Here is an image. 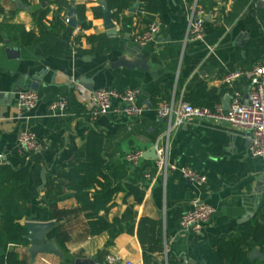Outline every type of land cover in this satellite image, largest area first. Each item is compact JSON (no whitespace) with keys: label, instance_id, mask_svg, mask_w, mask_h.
<instances>
[{"label":"crops","instance_id":"crops-1","mask_svg":"<svg viewBox=\"0 0 264 264\" xmlns=\"http://www.w3.org/2000/svg\"><path fill=\"white\" fill-rule=\"evenodd\" d=\"M66 1L85 7L89 29L81 30L79 22L76 29L66 24L29 47H21L3 36L9 42L8 47L20 50L17 55H7L4 43L0 46V171L7 169L8 176L10 171L28 164L31 155L18 153L16 140L20 130L31 131L42 151L38 154L40 164L27 179L30 222H54V229H59V237L64 240L65 252L54 241L63 258L40 255L32 263L27 242L10 244L9 250L23 264H74L77 259L106 264L107 257L123 263L144 264L137 230L140 219H148L159 225L153 234L159 230L163 256L166 251L179 264H226L216 248L220 237L252 223L264 200L261 176L264 159L249 155L247 134L227 124L189 119L170 135L168 162L177 171L163 180L156 175L155 160L147 157L167 129L166 122L155 112L157 94L176 103H198L203 95L198 89L204 87L205 92L215 91L222 104L230 95L220 96L225 87L224 76L236 69L249 70L260 61L264 54V1L251 6V0H199L205 13L204 40L184 43L185 1L157 0L155 21L161 24V30L144 47L134 42V36L144 29L137 17L140 0H125L127 6L118 21L113 19L116 10L109 8L106 0ZM101 1L112 13V22L116 25L113 37H108L104 30ZM54 3L55 0H0V24L22 28L37 36L36 18L48 11L44 20L48 27L57 9ZM135 4L139 6L132 13L129 10ZM102 35L109 42V50L101 55L91 54L92 46L86 38ZM119 60L127 64L144 61L146 69L116 66ZM97 89L117 93L139 91L135 104L144 109L142 117L133 120L109 114L89 122V100ZM21 91L36 92L41 100L19 118L15 102ZM240 92L244 98L246 87ZM57 97L67 101L61 117L48 111ZM119 104L117 100L112 101L114 107ZM90 131L104 137L103 158L111 178L123 183L136 182L145 192L142 204L133 208L136 233H123L111 244L108 233L89 236L87 221L75 200H64L50 208L53 220H49L45 211L44 183L48 166L69 162ZM131 152L141 153L136 165L125 160V155ZM182 168L204 176L205 185L197 187L186 181L179 172ZM123 199L122 194L115 198L109 221L123 215L132 204L131 199L126 202ZM18 204L22 206L21 201ZM199 204L215 209L212 221L197 235L179 233L181 215ZM25 223L21 222L23 226ZM149 232L145 228L141 232L145 242H152ZM152 258L158 262L155 256ZM233 263L230 258L229 264ZM259 263L264 264V257L260 247L252 244L247 258L239 264Z\"/></svg>","mask_w":264,"mask_h":264},{"label":"trees","instance_id":"trees-1","mask_svg":"<svg viewBox=\"0 0 264 264\" xmlns=\"http://www.w3.org/2000/svg\"><path fill=\"white\" fill-rule=\"evenodd\" d=\"M109 8L116 10L113 15L117 21L119 14L126 8L125 0H106ZM185 4L191 5L193 0H184ZM57 7L53 21L47 27L44 20L48 11L38 15L35 26L38 30L36 36L34 32H25L24 29L0 24V46L5 39L9 38L21 47L35 46L53 32H58L66 26L68 12L73 9L80 23L81 30L89 29L85 20V7L82 5L73 6L66 0H55ZM200 7V1L197 0ZM158 14L157 0H140V7L137 17L144 25V28L154 22ZM87 43L92 46L91 54L101 55L109 50V42L105 36H91L86 38ZM247 85L244 81L236 83L235 89L240 92L241 88ZM202 91L201 102L188 103L196 107L212 108L215 104H220L219 97L215 91ZM231 93L226 86L220 92V96ZM158 105L167 101L161 93L157 94ZM189 101V100H188ZM186 101V102H188ZM82 146L76 150L73 158L64 164L49 165L45 177L44 199L45 211L49 220H53L50 208L64 200L73 199L79 206V212L87 221L88 234L91 237L101 233H108L112 243L119 235L127 233L133 235L135 230L136 213L133 208L140 206L145 197L144 190L136 182L123 183L111 178L109 167L103 158L104 137L90 131L83 137ZM41 162L40 155H31L27 165L15 172L6 170L0 171V264H23L18 260L17 255L9 250L10 244L26 243L24 236L26 229L21 222H30L31 213L27 203L29 193L27 190V179L32 170ZM124 196V202L131 199L132 204L128 205L123 215L108 220V214L114 207V200L119 195ZM22 203V206L18 202ZM150 226V228H148ZM159 225L148 219H140L138 222L137 237L143 248L144 264H179L175 259L167 255V261L163 260V251L160 249L161 235L159 230L154 236L155 227ZM149 230L152 235V242H145L142 237V230ZM147 237V234H145ZM49 240L55 241L62 252H65L64 240L59 237V229L52 230L48 235ZM257 244L264 257V200L260 202L255 218L252 223L241 226L236 232L228 233L220 237L217 243V251L221 260L229 264L230 258L233 264L244 261L250 251L251 245ZM152 256L158 259L155 261ZM260 264V263H259Z\"/></svg>","mask_w":264,"mask_h":264},{"label":"built area","instance_id":"built-area-1","mask_svg":"<svg viewBox=\"0 0 264 264\" xmlns=\"http://www.w3.org/2000/svg\"><path fill=\"white\" fill-rule=\"evenodd\" d=\"M264 0H251L250 5L255 6ZM205 13L198 7L197 0H193L187 6L186 26L183 42L202 43L204 40ZM65 23L68 21L66 19ZM161 24L157 21L147 25L140 33L134 36V42L144 47L150 43L160 32ZM244 81L246 83L248 105L242 104V94L235 89L236 83ZM223 84L231 90L230 105L224 111L221 104H215L212 108L196 107L188 103L179 101L161 102L156 108V115L159 119H164L167 129L161 141L155 146L156 154V175L163 180L178 170L175 165L168 162V152L170 147L171 133L183 126L189 119L206 120L219 124H227L232 129L239 130L247 134L248 153L252 158L264 159V54L260 61L249 70L236 69L227 73L223 78ZM137 90H126L121 93L108 89H97L90 96V110L87 118L89 122L109 114L123 116L127 119L139 120L144 109L137 106L136 99L139 96ZM40 97L33 91H21L18 93L15 110L17 115L22 117L26 112L34 109L40 102ZM119 101V105L114 107L112 101ZM67 101L64 97H57L49 106L48 111L61 117L64 115ZM16 150L20 154L38 155L42 151L41 145L37 142L36 136L29 130H20L16 140ZM141 153L131 152L125 155V160L136 165L141 159ZM182 177L189 183L201 187L205 185L206 178L188 168L179 169ZM264 182V170L261 173ZM149 179V176H145ZM215 214V209L206 204L196 205L192 210L183 213L179 220V233L197 235L208 225ZM164 262L167 261V254L164 251ZM106 264H131L123 263L113 257L106 258Z\"/></svg>","mask_w":264,"mask_h":264},{"label":"water","instance_id":"water-1","mask_svg":"<svg viewBox=\"0 0 264 264\" xmlns=\"http://www.w3.org/2000/svg\"><path fill=\"white\" fill-rule=\"evenodd\" d=\"M100 5L104 12L103 22H104V30L106 32V35L108 37H113L116 35V25L112 22V13L108 11L107 5L104 1H101ZM138 6H139L138 4H135L134 7L131 8L129 11L135 13ZM67 21H68L67 25L72 29H76L78 27V21L75 17V13L73 9H71L70 12L68 13ZM8 45L9 42L5 41L4 46L7 47L5 49V53L7 55H14V54L17 55L19 53L20 50L18 48H11L8 47ZM120 65H123L124 67L127 68L140 67L142 70L146 69V67L144 66V61L142 62L134 61L130 64H127L123 62V60H119L116 66H120ZM247 98L248 95L246 94V96L242 100L243 105H248ZM230 100L231 98L228 95L222 102L221 105L224 111H227L229 109ZM163 121L165 120L163 119ZM155 152L156 150L154 149L153 153H150V156L148 157L145 156V157L156 160ZM246 218L248 220L250 216L248 215ZM24 227L26 229V235L24 236V240L29 244L27 253L30 256V261L32 263L34 262L36 257L40 255L55 256L60 259L63 258L62 253L60 252L56 243L53 240H49L48 238L49 233L52 230H54V228L56 227V224L54 222H47V223L26 222ZM74 264H95V263L92 261L77 259L74 261Z\"/></svg>","mask_w":264,"mask_h":264}]
</instances>
